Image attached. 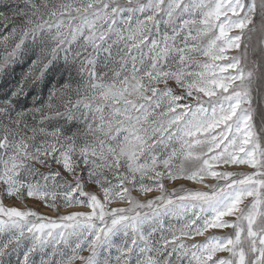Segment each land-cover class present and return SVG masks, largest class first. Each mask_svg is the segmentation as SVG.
Segmentation results:
<instances>
[{
    "label": "rangeland",
    "instance_id": "374dc122",
    "mask_svg": "<svg viewBox=\"0 0 264 264\" xmlns=\"http://www.w3.org/2000/svg\"><path fill=\"white\" fill-rule=\"evenodd\" d=\"M13 1L0 84L77 131H39L48 187L0 170V264H264V0Z\"/></svg>",
    "mask_w": 264,
    "mask_h": 264
},
{
    "label": "trees",
    "instance_id": "16d2710c",
    "mask_svg": "<svg viewBox=\"0 0 264 264\" xmlns=\"http://www.w3.org/2000/svg\"><path fill=\"white\" fill-rule=\"evenodd\" d=\"M24 5L16 4L13 0H0V37H5L12 32V24L9 22L8 18L12 16H19L23 10ZM6 22V23H5ZM31 60V57H28ZM54 67H50V72H52L50 79L48 81L57 85H63V77H57L53 74ZM6 82L0 84V98L7 103L11 104V110H15L19 114V121L11 123L13 125L7 126V128H0V145L3 141L8 142V149L6 151L0 149V170L11 169L12 162L18 164V166L25 164V167L20 169L19 178L22 182H25L24 190H28L34 185H42L41 187L46 188V183L41 182V178L44 174H49L37 167L38 163L44 164L46 166L54 165L53 160H46L41 156L45 155L44 152H38L37 144L41 140V134H38L40 130L47 132L46 134L59 133L62 139L67 138L70 134L77 131V125L71 122L68 116H47L41 118L40 115L32 110L36 107H41L42 105H47L43 97L36 98L35 93H18L16 97H13L15 93L14 88L6 87ZM16 87V83L14 84ZM9 116L5 119L4 123H7ZM31 134L27 135V134ZM45 140V139H44ZM12 145V146H11ZM14 145L20 147L24 152L23 156H17L18 153ZM22 152V153H23ZM46 153V152H45ZM15 155V157H13ZM56 168L53 167L51 173H55ZM55 184V183H54ZM51 185V184H50ZM23 186V187H24Z\"/></svg>",
    "mask_w": 264,
    "mask_h": 264
},
{
    "label": "bare ground",
    "instance_id": "6f19581e",
    "mask_svg": "<svg viewBox=\"0 0 264 264\" xmlns=\"http://www.w3.org/2000/svg\"><path fill=\"white\" fill-rule=\"evenodd\" d=\"M225 168H227L230 171L231 170H246V169H250V166L249 165H243V164H240V163H231V164L216 165L215 172H214L213 177L203 178L201 182L191 181L190 184L192 186H194L195 188H198V189H202L204 187H207V183H214L216 181V178L219 175L218 174V169H225ZM242 205H243V203L240 200L235 199V201L233 202V206L227 212L222 213V215L229 218V215H231L232 213H237V211L240 209V207ZM77 208L79 209V207H77ZM71 209H74V208H71ZM81 209H83V208H81ZM44 210L47 211V212L54 213L52 210H49L47 208H45ZM63 210L66 211V209H63ZM219 227H220V225L213 224L204 233L207 235V234H210L213 231H218V228ZM203 238H204V236L203 237L202 236L201 237H188V239L190 241L202 240Z\"/></svg>",
    "mask_w": 264,
    "mask_h": 264
}]
</instances>
